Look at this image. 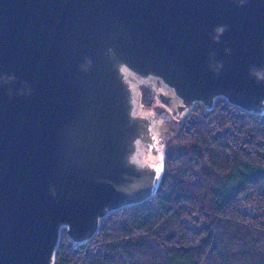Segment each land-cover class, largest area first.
<instances>
[{
  "label": "water",
  "instance_id": "95a60500",
  "mask_svg": "<svg viewBox=\"0 0 264 264\" xmlns=\"http://www.w3.org/2000/svg\"><path fill=\"white\" fill-rule=\"evenodd\" d=\"M219 98L264 115V0H0V264H55L62 231L153 198Z\"/></svg>",
  "mask_w": 264,
  "mask_h": 264
},
{
  "label": "trees",
  "instance_id": "16d2710c",
  "mask_svg": "<svg viewBox=\"0 0 264 264\" xmlns=\"http://www.w3.org/2000/svg\"><path fill=\"white\" fill-rule=\"evenodd\" d=\"M55 264H264V115L196 105L168 139L154 197L109 215L86 244L62 231Z\"/></svg>",
  "mask_w": 264,
  "mask_h": 264
},
{
  "label": "rangeland",
  "instance_id": "374dc122",
  "mask_svg": "<svg viewBox=\"0 0 264 264\" xmlns=\"http://www.w3.org/2000/svg\"><path fill=\"white\" fill-rule=\"evenodd\" d=\"M146 87V86H145ZM149 90H150V92H151V95H152V101L153 100H157L156 98H155V95H154V92L149 88V87H147ZM140 91H141V98H142V92H143V90H142V86L140 87ZM142 101V100H141ZM151 101V102H152ZM170 113H171V115L172 116H174V110H173V108H170Z\"/></svg>",
  "mask_w": 264,
  "mask_h": 264
}]
</instances>
